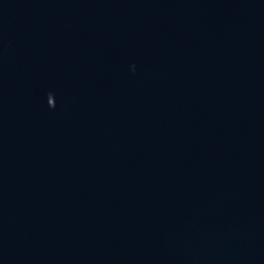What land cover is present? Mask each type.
Masks as SVG:
<instances>
[{
	"label": "water",
	"instance_id": "obj_1",
	"mask_svg": "<svg viewBox=\"0 0 264 264\" xmlns=\"http://www.w3.org/2000/svg\"><path fill=\"white\" fill-rule=\"evenodd\" d=\"M0 264H264V0H0Z\"/></svg>",
	"mask_w": 264,
	"mask_h": 264
}]
</instances>
